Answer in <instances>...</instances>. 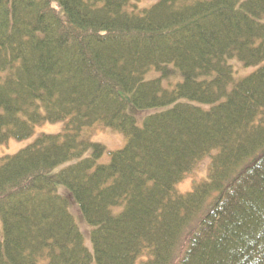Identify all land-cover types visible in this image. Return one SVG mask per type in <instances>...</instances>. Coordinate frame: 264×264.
Listing matches in <instances>:
<instances>
[{
	"label": "trees",
	"instance_id": "obj_1",
	"mask_svg": "<svg viewBox=\"0 0 264 264\" xmlns=\"http://www.w3.org/2000/svg\"><path fill=\"white\" fill-rule=\"evenodd\" d=\"M139 3L0 0V264H264V0Z\"/></svg>",
	"mask_w": 264,
	"mask_h": 264
},
{
	"label": "rangeland",
	"instance_id": "obj_2",
	"mask_svg": "<svg viewBox=\"0 0 264 264\" xmlns=\"http://www.w3.org/2000/svg\"><path fill=\"white\" fill-rule=\"evenodd\" d=\"M156 1L157 0H140L139 5L140 8L141 7L148 8L151 5H153ZM231 64L235 66V70L237 71V78L249 75L257 69V68H242L241 65L236 61L231 62ZM154 77H156V74H150L148 76V78L150 79ZM128 112L135 115L139 126L143 125V122L149 113H153V111H148V113L146 112L136 113L133 112L131 108L128 109ZM64 126H65L64 123L44 124L43 126L37 127L34 135L27 140L24 141L11 140L10 142H8V144L0 145V158L5 156H13L17 154L21 150L33 144L42 135H58L63 131ZM90 139L92 142L100 143L107 148L108 153L104 155L99 161L101 165H109L111 163L110 153L123 149L127 144V139L123 134L109 128H100L96 133L90 136ZM209 164H210V158H206L200 164H198L197 167L193 170V173L190 174L182 183L178 185L177 187L178 191L182 194L189 193L193 190V186L195 185V183H199L201 181L206 180ZM68 165L69 163L59 167L57 170H61L67 167ZM59 190L61 192V195L64 196L70 204L69 207L70 213L74 216L76 223L78 224L84 236L85 246L89 250H91L90 234L93 227H91L85 222L79 209L76 206V203L71 198L70 194L65 191H62L65 190L64 187H60Z\"/></svg>",
	"mask_w": 264,
	"mask_h": 264
}]
</instances>
